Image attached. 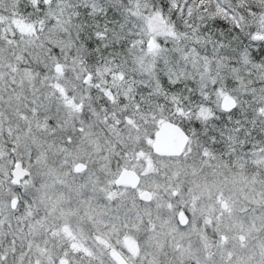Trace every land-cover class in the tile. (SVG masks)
<instances>
[{
	"label": "snow or ice",
	"instance_id": "1",
	"mask_svg": "<svg viewBox=\"0 0 264 264\" xmlns=\"http://www.w3.org/2000/svg\"><path fill=\"white\" fill-rule=\"evenodd\" d=\"M0 264H264V0H0Z\"/></svg>",
	"mask_w": 264,
	"mask_h": 264
}]
</instances>
